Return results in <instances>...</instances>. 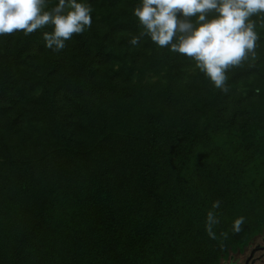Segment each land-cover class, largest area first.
I'll return each mask as SVG.
<instances>
[{
  "label": "trees",
  "instance_id": "16d2710c",
  "mask_svg": "<svg viewBox=\"0 0 264 264\" xmlns=\"http://www.w3.org/2000/svg\"><path fill=\"white\" fill-rule=\"evenodd\" d=\"M77 2L92 24L63 50L50 24L0 35V264H219L264 231V28L223 93L192 58L130 44L142 0ZM207 210L219 238L192 233Z\"/></svg>",
  "mask_w": 264,
  "mask_h": 264
},
{
  "label": "clouds",
  "instance_id": "9594fccd",
  "mask_svg": "<svg viewBox=\"0 0 264 264\" xmlns=\"http://www.w3.org/2000/svg\"><path fill=\"white\" fill-rule=\"evenodd\" d=\"M93 11L90 4L77 0H58L49 8L47 0H0V35L22 31L32 34L46 25V47L63 50L74 34H82L91 26ZM215 15H211V14ZM264 0H142L134 9L144 31L133 36L130 44L149 36L160 48L192 58L214 87L227 93L226 73L239 66L249 54L256 56L260 39L257 22L264 28ZM257 19H253V18ZM175 41V42H174ZM220 201H214L217 209ZM244 217L234 221V231H240ZM220 223L214 211L206 218V230L214 236L213 228Z\"/></svg>",
  "mask_w": 264,
  "mask_h": 264
},
{
  "label": "rangeland",
  "instance_id": "374dc122",
  "mask_svg": "<svg viewBox=\"0 0 264 264\" xmlns=\"http://www.w3.org/2000/svg\"><path fill=\"white\" fill-rule=\"evenodd\" d=\"M259 184H260V177L259 176H256V175H253L251 171H248V172H246V173H244L242 175V178L240 180V186L242 188H244L245 190L243 189L242 190L243 193L239 197H237V198H238V200H239L240 203L244 202L242 204V207L243 208L248 209V208L252 207L253 210H256L257 204H255L253 197L255 195L254 194V191H258ZM251 190H253V192ZM249 191L251 193H253L254 195L253 194H250ZM224 200H226L228 202H236V197L233 196V197H230L229 198V196H228V197L224 198ZM239 204H237V206L240 208ZM208 212H209V210H207V212L204 211L203 213H201V215H198V216H197L196 212H194V213H192V214L189 215V217H190L189 221L193 225L195 224V222L201 224L200 227L197 226V229L194 228L192 233H194V234L199 233L201 236H205L206 235L205 236V240H207L208 237H214V236L216 238L218 236V238H219V236L222 235L220 233L222 231L221 230V228H222L221 226H219V225L214 226V228H213L214 236H210L208 234V231L206 230V218H207V213ZM195 215L197 216L196 218H195ZM235 220H236V217H231L230 219L228 218L229 226H231L232 228H233V224H234V221ZM200 231H205V232H200ZM175 232H177V230ZM226 259L227 258H225L223 260H226ZM223 260H221L219 262V264H224L223 263Z\"/></svg>",
  "mask_w": 264,
  "mask_h": 264
},
{
  "label": "flooded vegetation",
  "instance_id": "af4514ba",
  "mask_svg": "<svg viewBox=\"0 0 264 264\" xmlns=\"http://www.w3.org/2000/svg\"><path fill=\"white\" fill-rule=\"evenodd\" d=\"M224 264H264V231L257 234L241 250L230 253Z\"/></svg>",
  "mask_w": 264,
  "mask_h": 264
}]
</instances>
